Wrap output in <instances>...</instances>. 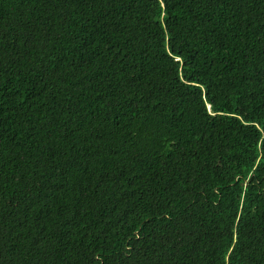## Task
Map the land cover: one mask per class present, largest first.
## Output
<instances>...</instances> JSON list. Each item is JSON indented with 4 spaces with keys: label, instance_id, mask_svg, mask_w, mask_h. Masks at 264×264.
<instances>
[{
    "label": "trees",
    "instance_id": "16d2710c",
    "mask_svg": "<svg viewBox=\"0 0 264 264\" xmlns=\"http://www.w3.org/2000/svg\"><path fill=\"white\" fill-rule=\"evenodd\" d=\"M0 264H264V0H0Z\"/></svg>",
    "mask_w": 264,
    "mask_h": 264
}]
</instances>
